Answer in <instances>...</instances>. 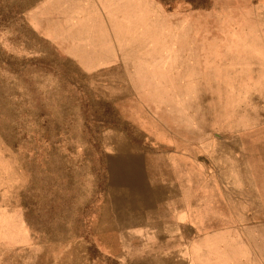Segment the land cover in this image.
<instances>
[{
    "label": "rangeland",
    "instance_id": "374dc122",
    "mask_svg": "<svg viewBox=\"0 0 264 264\" xmlns=\"http://www.w3.org/2000/svg\"><path fill=\"white\" fill-rule=\"evenodd\" d=\"M38 1L0 0V264H264V0H154L132 46L94 19L47 42ZM179 151L192 226L129 221L130 157Z\"/></svg>",
    "mask_w": 264,
    "mask_h": 264
},
{
    "label": "crops",
    "instance_id": "0c3cea01",
    "mask_svg": "<svg viewBox=\"0 0 264 264\" xmlns=\"http://www.w3.org/2000/svg\"><path fill=\"white\" fill-rule=\"evenodd\" d=\"M153 8L154 0H39L25 14V18L29 28L47 42L58 41L57 39L64 35L59 32L57 26H52L51 22L53 24L63 23L62 29L73 31L82 29L90 19H94L106 25L119 40L124 38L127 43L133 45L139 36L143 35L142 32L148 31V23L153 19ZM129 160L136 164L138 169L144 161L151 176L148 177V185L145 178L142 180V183H146L145 185L143 183L146 200L137 201L136 206L125 211L129 214L128 220L162 221L167 224L163 227L165 230L176 229L180 233L187 231L192 226L191 214L197 216L198 213L196 211L191 213L182 204H178L175 210L170 209L169 203L173 199L175 206L176 199L179 200L180 193H177L179 175L192 187L196 176L187 173L189 170L187 167L200 165L201 158L180 151L163 152L158 155L147 154L145 157L135 152ZM153 162L157 163L156 166L161 163L162 173L155 170ZM130 181L126 177L120 179L123 186ZM133 189L124 188L118 194L129 198H141L139 192L142 193L144 190H136L137 195H134L135 190ZM144 205L148 208L141 207ZM193 219H196L195 216ZM194 226L197 225L194 224Z\"/></svg>",
    "mask_w": 264,
    "mask_h": 264
},
{
    "label": "trees",
    "instance_id": "16d2710c",
    "mask_svg": "<svg viewBox=\"0 0 264 264\" xmlns=\"http://www.w3.org/2000/svg\"><path fill=\"white\" fill-rule=\"evenodd\" d=\"M164 2H167V1H176V0H162ZM185 3L191 5L193 8H202V7H205L208 3V0H183Z\"/></svg>",
    "mask_w": 264,
    "mask_h": 264
},
{
    "label": "bare ground",
    "instance_id": "6f19581e",
    "mask_svg": "<svg viewBox=\"0 0 264 264\" xmlns=\"http://www.w3.org/2000/svg\"><path fill=\"white\" fill-rule=\"evenodd\" d=\"M135 181V180H134ZM184 203V202H183Z\"/></svg>",
    "mask_w": 264,
    "mask_h": 264
}]
</instances>
